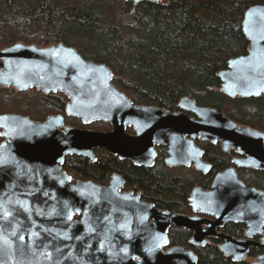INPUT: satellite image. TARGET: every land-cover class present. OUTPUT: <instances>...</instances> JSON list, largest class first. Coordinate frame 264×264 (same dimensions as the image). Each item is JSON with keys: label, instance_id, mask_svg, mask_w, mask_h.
<instances>
[{"label": "water", "instance_id": "water-1", "mask_svg": "<svg viewBox=\"0 0 264 264\" xmlns=\"http://www.w3.org/2000/svg\"><path fill=\"white\" fill-rule=\"evenodd\" d=\"M242 32L250 49L220 72V91L229 98H258L264 92V5L246 10ZM0 86L62 93L68 117L83 125H111L101 132L64 126L60 115L34 121L0 114V264H198L192 250L169 246L171 227L190 231L189 243L195 246H205L207 237L220 238V252L233 262L242 261L250 246L264 251V237L250 240L264 227V192L246 186L233 168L218 173L209 190L195 187L189 197L194 212L214 220L145 205L139 195L120 193L122 180L115 176L106 187L90 181L71 184L63 168L67 156L95 161L97 149L149 166L155 147L163 146L170 165L193 163L208 171L198 139L220 142L225 151L238 149L246 158L235 164L264 171V133L187 98L176 112L135 105L113 85L106 65L62 43L0 49ZM226 222L245 224L247 239L216 232ZM251 264H264V253Z\"/></svg>", "mask_w": 264, "mask_h": 264}, {"label": "trees", "instance_id": "trees-1", "mask_svg": "<svg viewBox=\"0 0 264 264\" xmlns=\"http://www.w3.org/2000/svg\"><path fill=\"white\" fill-rule=\"evenodd\" d=\"M264 0H162L134 4L123 0H0V49L17 43L71 46L86 60L106 65L113 85L135 105L178 109L182 98L216 109L240 126L264 133V92L258 98H229L220 91V72L228 62L246 55L250 43L242 32L246 10ZM62 93L16 91L0 86V114L14 113L42 121L61 115L66 124L83 127L66 115ZM91 129L105 131V122ZM1 141V138H0ZM104 151V150H103ZM115 157L102 154L95 163L66 157L64 169L103 179L113 167L126 169L127 182L157 194L159 206L169 211L187 209L190 188L163 165L124 168ZM257 179L254 184L260 187ZM185 184V185H184ZM179 199V202L175 200ZM189 232L172 227L170 246L197 255L198 264H250L259 252L241 262L223 255L216 242L205 247L189 244Z\"/></svg>", "mask_w": 264, "mask_h": 264}, {"label": "flooded vegetation", "instance_id": "flooded-vegetation-1", "mask_svg": "<svg viewBox=\"0 0 264 264\" xmlns=\"http://www.w3.org/2000/svg\"><path fill=\"white\" fill-rule=\"evenodd\" d=\"M176 111H180V109L178 108L177 110L170 111V112H176ZM186 114L191 116V117H194V115L191 113H186ZM105 123H107V122H105ZM64 124H65L64 126H70L66 123H64ZM107 125L109 126V129L102 131V132H106V131H109L111 129V125L108 123H107ZM82 129L94 130V129H91L89 126L84 127ZM94 131H98V130H94ZM127 133L134 134V130L132 128H127ZM195 144L201 149V151L203 153V156H202L203 162L210 166L208 171H201V170L197 169L193 163H190L189 165H170L169 163H167V158H168L167 148H165L163 146H156L155 147L156 155L152 159L149 166H138V165L132 164L128 160H120L117 156L109 154L108 152H105L102 149L94 150V155H95L96 159H95V161H92V162L89 159L79 157V156H75V155L67 156V157H79V158L85 159L87 161V164L90 165V164L95 163L97 161V159L102 154H104V155L109 154V155L114 156L116 158L114 161V163L116 165H118L120 167H124V168H130L129 166H134L137 168H140V167H142V168H153V167H155L157 165L159 166L161 164V165H163V169L165 167L164 170L167 173L175 176V178L178 181L182 178L181 183H184V181L189 182V180H190V182L188 183V187L190 188V190H189L188 196L186 198V204H187L188 208L184 209L183 211H178V212L177 211L172 212L169 210H167V211H169L171 213H179V214H185V215H190V216L196 215V216H199L200 218L207 219V220L208 219L214 220V217L194 212L189 205V197L191 196L192 190L195 187H200L203 190H209L211 188V184L213 183L215 176L218 173L225 171L226 169L233 168L235 170L238 178L246 186L257 188V189L264 192V171L260 170V169H253V168H249V167L238 166L237 164H235L234 163L235 159L242 160V159L246 158L245 155L238 152V149H230L228 151H225L220 142L210 143V142H203V141L198 140V139L195 140ZM113 168L114 169H112L110 172H108L104 175L103 179L95 176V174H91L90 176H84L83 174H79L77 172V170L72 168V167H71V169L69 168L68 170H65V171L67 172V175L70 177V183L71 184H75L78 181H90V182H93V183L100 185L102 187H106L109 185V182L111 181V179L114 176L118 177L119 180H122V184H123L122 187H120L118 189V191L120 193H132L134 196L139 195L140 201L143 204L153 205V207L156 209L166 210V209H163L159 206V202L157 200L159 198V196H157V194L153 195L154 193H152L151 189L141 188L139 186H135V185L127 182V180L124 177V176H128L126 169H119L117 167H113ZM257 179L259 180L258 184L260 185V187H257L254 185L256 183ZM175 201L179 202L180 200L176 199ZM74 219L78 220L79 216H77V215L74 216ZM204 228H206L205 225H204ZM247 230H248V227L245 224L226 222L222 226L217 227L216 232L224 233V234H227L231 237H234L235 239L242 240V239H247V235H246ZM186 231H188V230H186ZM188 232L190 234L189 235V239H190L192 236V233L190 231H188ZM262 237H264V227L261 228L260 233L253 235L250 238V240L257 242V241L261 240ZM207 241H208L207 244H209L212 241L216 242L218 247L222 243V240L218 237H207ZM169 246H170V244H169ZM192 246H195V245H192ZM205 246H195V247H205ZM255 251H258L259 254L254 259H252L250 264L254 260H256V258L259 255L264 253V251L262 249L254 247V246H250L247 253L245 254V258L243 260H245L251 252H255ZM231 260H232V258H231Z\"/></svg>", "mask_w": 264, "mask_h": 264}, {"label": "snow or ice", "instance_id": "snow-or-ice-1", "mask_svg": "<svg viewBox=\"0 0 264 264\" xmlns=\"http://www.w3.org/2000/svg\"><path fill=\"white\" fill-rule=\"evenodd\" d=\"M5 215L7 216V213H5ZM70 218V217H69ZM13 235H15V233H13ZM21 239H23V237H21ZM5 243H7V241H4Z\"/></svg>", "mask_w": 264, "mask_h": 264}]
</instances>
